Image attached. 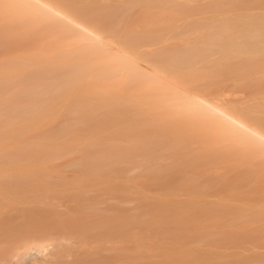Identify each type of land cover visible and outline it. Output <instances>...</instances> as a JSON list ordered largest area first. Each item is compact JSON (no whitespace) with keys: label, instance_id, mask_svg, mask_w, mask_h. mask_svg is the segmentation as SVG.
Wrapping results in <instances>:
<instances>
[{"label":"bare ground","instance_id":"1","mask_svg":"<svg viewBox=\"0 0 264 264\" xmlns=\"http://www.w3.org/2000/svg\"><path fill=\"white\" fill-rule=\"evenodd\" d=\"M227 3L236 8L237 2ZM149 4L147 12L155 10L150 15L162 21L166 13L158 10H172L167 21L177 22L176 29L184 21L197 23V34H134L141 12L118 28L117 5L107 2L0 0V98L7 97L0 107L6 105L19 117L37 110L58 114L69 110L78 117L74 124L43 135L46 140L62 134L72 137L62 146L46 147L45 152L80 155L65 165L78 171L72 182L77 193H66L70 195L65 200L57 198L56 205L40 199L32 205L0 209L4 226L0 240L18 239L8 257L23 254L26 264H129L132 217L127 199L131 195H126L120 178L138 180L134 188L156 194L189 196L185 207L208 214L242 210L244 205V210L260 207L259 215L216 217L214 223L225 222L217 225L264 221V200H253L254 193L245 184L221 181L214 178L219 172L211 173L224 160L243 165V174L264 173V16L239 12L192 20L190 12L197 16L207 7L175 13L180 5L172 0H149ZM240 15L244 18H237ZM17 34H34L28 46L36 44L38 35L57 34L61 37L55 41L62 46L55 45L60 47L58 54L39 55L44 57L40 64L46 65L31 69L25 58L17 60L13 55L22 46ZM57 80L59 86L51 87ZM64 88L72 90L61 96L58 105L54 98L38 100ZM228 89L233 94L234 89L243 92L246 99L234 95L229 99ZM19 97L25 103L15 106ZM68 101L73 102L66 108ZM77 127L84 131L76 136ZM16 138H12L14 150ZM12 151L0 154V159L18 160L21 155ZM114 167H119L116 176L111 174ZM10 179L1 177L0 185L12 191ZM48 246L53 250L45 255ZM8 257L0 264H10Z\"/></svg>","mask_w":264,"mask_h":264},{"label":"rangeland","instance_id":"2","mask_svg":"<svg viewBox=\"0 0 264 264\" xmlns=\"http://www.w3.org/2000/svg\"><path fill=\"white\" fill-rule=\"evenodd\" d=\"M112 1L93 0V5H101L105 2L115 6L117 5L116 8L118 10L115 15L116 17L114 16V23L118 28L127 25L128 20H130L132 16L141 12V21L138 25V29L136 28V30L133 31L134 34H197V32L194 31V27L197 23L193 24L184 21V25L181 28L176 29L177 22L167 21L168 18H171L168 17V15L172 10H158L159 12L166 13L162 16L163 18H166L165 21L150 15V13L153 14V12L156 11L150 10L148 13V9H145L146 7L152 6L149 4V0ZM172 1L177 2L180 5L176 8L175 13L182 12L183 10L191 11L196 6H198V8L200 6H203V8L207 7L205 10L206 12H203L202 14L200 13V15L197 16L192 15L190 12L188 16H190L192 20L195 18H199L200 20H206L209 18V20H211L215 16H232L239 12L241 14L245 13L246 15L251 13L255 16H257V12H259V14L264 16V0H230L241 4L238 5L236 3V8L227 5L228 0ZM257 1H259L258 5L245 6L248 4H256ZM209 4L211 5L207 6ZM217 4H220V6H217ZM223 7L226 11L225 13L222 12ZM254 15L251 16L254 17ZM237 18L241 19L244 18V16L242 17V15H240ZM39 36L40 35L37 36V41H35L36 44H30L31 46H28V44L30 40L34 38V34L33 37L32 34H17L16 36V40L22 42V46H20V49H16V52L13 55L16 59L25 58L31 69L46 65L40 64L43 62L44 57L39 55L43 56V54H45L51 56L58 54L60 47L56 48L55 45L62 46L55 41L61 37L57 34H41V36ZM38 42L40 44H38ZM67 57L68 56L66 55V58ZM2 58L3 57L0 56V59ZM23 62H25V60ZM59 83L60 81L57 80L53 82L51 87H57L59 86ZM42 87L48 89L47 86ZM18 89L20 88L17 87L16 90ZM71 90L72 88H64L56 94H53L52 92L51 94L48 93L46 96L41 97L38 100L44 101L42 98H54V101H56L54 103H57L55 105H58L62 100L61 96L64 93H70ZM230 90L232 95L228 91L225 93V95L230 93V97L227 95L229 99H235L239 96H244L243 98L246 99V94L243 92L241 95V93H238L239 91L234 89V91L239 94L235 93L237 94L235 95L232 92L233 89ZM233 95L236 97L234 98ZM5 97L6 96L0 98V104H3L2 100ZM243 98L239 97L238 99L244 100ZM72 102L73 101L67 103L68 105L66 104V108H68ZM23 103H25L24 97L16 98V101H13L15 106L19 104L22 105ZM4 106L0 107V154L14 150L13 148L16 143L13 142L12 138L17 137L16 140L17 142L19 141L18 146L12 151V153L21 156L18 160L12 162H6L3 159H0V178H13L9 181L14 183L12 191L5 188L3 185H0L1 211L10 207L32 205L40 199L46 203H53L56 205L57 198H67L70 195L66 194L68 192L77 193V189L72 187V182L74 180L76 181L75 176L78 175V171L72 166L67 167L65 165H68L70 161L78 158L80 155L76 152L71 153L66 151L65 153L61 152L53 156L45 152L46 147H56L66 144L72 136L65 134L60 136L55 135V137H50L46 140L43 135L45 131L58 128L60 125L74 124L77 115H71V113L68 112L69 110L65 111L66 113L63 112L59 114L37 110L33 113L19 117L13 115L10 111H7ZM59 107L61 106H58V108ZM100 118L106 120V117ZM13 121L14 123H11ZM38 124L39 127H37ZM73 131L76 132L77 136L82 134L84 130L81 131V129L77 127ZM170 141L172 142V140ZM19 144H22L21 147ZM27 149H29V152L32 151L34 153H23V150L27 152ZM212 163H214V161ZM222 163L218 162V164H215L216 166H211V173L219 172L214 175L217 176L214 178L225 182L231 180L236 185L245 184L247 188L249 187L250 190L253 191V200H257L258 202H260L259 199L264 200V173L257 175L249 172L243 174L246 172V168L243 165L233 163L227 164L225 160ZM114 168L116 173L113 172V174L111 172L112 169H110L109 172L116 176L119 167ZM79 177L83 179L87 176L79 175ZM91 177H93V174ZM120 180L124 185L126 195H131L130 197L133 198L131 199L128 197L127 199V196L125 195L127 201L131 200V203L128 201L129 204H127V207L129 209V214L132 217V221H129L130 233L128 234L127 239L129 264H148V262L149 264H264V221L260 222L261 225L248 223L246 225L233 224L231 226L217 225V223L224 224L225 222L222 220L215 223L213 222L216 217H224V215H231V218H245L251 213L259 215L261 214L259 213L260 207L251 210H244L246 207L244 205L242 210L237 208L234 210L231 209V211L216 210L210 211V214H208L200 208L193 209L191 207H185L190 202L189 196L178 194L168 195L167 193L164 194L159 192L156 194L152 190L144 189V187L134 188L133 186L139 185L138 180L133 181L131 179H126L128 182L121 178ZM132 189L134 191H132ZM65 198H63V200H65ZM49 199L55 200L51 202ZM212 199H214V197H209L208 200ZM262 205L264 206L263 203ZM58 206L60 208L59 204ZM1 216H3L2 213L0 219L2 218ZM1 226L2 228L4 227L3 225H0V229ZM137 230L139 232H136ZM17 240L14 236L1 238L0 261L3 258L8 257V252L14 247ZM52 250V247L48 246L47 250L44 252L45 255H48ZM26 257L27 256L23 254H18L16 256L8 257V259L11 260L10 264H26ZM161 260L162 262L159 263Z\"/></svg>","mask_w":264,"mask_h":264}]
</instances>
